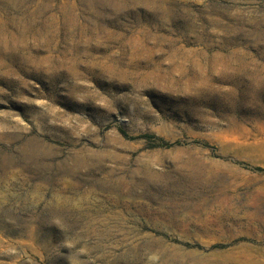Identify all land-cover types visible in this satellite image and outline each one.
<instances>
[{
    "label": "rangeland",
    "instance_id": "rangeland-1",
    "mask_svg": "<svg viewBox=\"0 0 264 264\" xmlns=\"http://www.w3.org/2000/svg\"><path fill=\"white\" fill-rule=\"evenodd\" d=\"M0 264H264V0H0Z\"/></svg>",
    "mask_w": 264,
    "mask_h": 264
},
{
    "label": "bare ground",
    "instance_id": "bare-ground-1",
    "mask_svg": "<svg viewBox=\"0 0 264 264\" xmlns=\"http://www.w3.org/2000/svg\"><path fill=\"white\" fill-rule=\"evenodd\" d=\"M85 201V200H84ZM84 204V203H83ZM58 205V204H57ZM73 206V205H72ZM77 208V207H76ZM75 210V209H74Z\"/></svg>",
    "mask_w": 264,
    "mask_h": 264
}]
</instances>
